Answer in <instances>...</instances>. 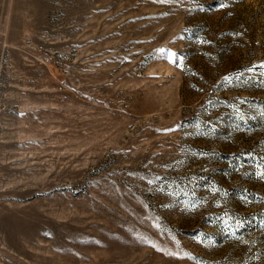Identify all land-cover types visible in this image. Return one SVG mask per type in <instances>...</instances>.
<instances>
[{
	"label": "rangeland",
	"instance_id": "374dc122",
	"mask_svg": "<svg viewBox=\"0 0 264 264\" xmlns=\"http://www.w3.org/2000/svg\"><path fill=\"white\" fill-rule=\"evenodd\" d=\"M0 264H264V0H0Z\"/></svg>",
	"mask_w": 264,
	"mask_h": 264
}]
</instances>
